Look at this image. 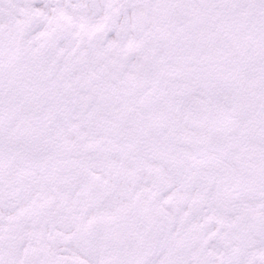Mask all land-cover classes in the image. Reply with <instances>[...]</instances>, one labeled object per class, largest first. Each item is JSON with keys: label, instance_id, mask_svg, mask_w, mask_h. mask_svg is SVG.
I'll return each instance as SVG.
<instances>
[{"label": "snow or ice", "instance_id": "6c2138e0", "mask_svg": "<svg viewBox=\"0 0 264 264\" xmlns=\"http://www.w3.org/2000/svg\"><path fill=\"white\" fill-rule=\"evenodd\" d=\"M0 264H264V0H0Z\"/></svg>", "mask_w": 264, "mask_h": 264}]
</instances>
